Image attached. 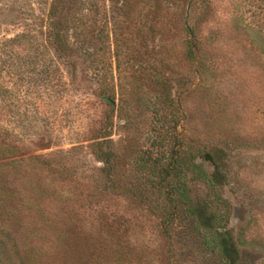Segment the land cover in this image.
Here are the masks:
<instances>
[{"label": "rangeland", "instance_id": "374dc122", "mask_svg": "<svg viewBox=\"0 0 264 264\" xmlns=\"http://www.w3.org/2000/svg\"><path fill=\"white\" fill-rule=\"evenodd\" d=\"M50 1L0 0V128L22 155L36 158L27 162V171L0 164L7 179L4 189L15 195L13 203L7 202L9 210L23 222L19 198L28 194L21 187L27 178L32 189L45 185L71 198L65 204L71 220L102 237V249L111 241L113 250L106 248L103 264H118L115 251L123 259L120 264H219L204 253L188 226H176L169 245L159 219L125 195L134 182L128 171L132 152L149 143V118L142 108L114 118L108 145L121 155L122 172L112 187L102 177L91 145L107 111L97 96L105 82L115 86L118 101L115 62L103 63L111 54L115 9L109 0H78L63 12L74 53L61 60L40 36ZM196 3L198 13L189 20L195 72L186 73L184 64L172 59L173 74L184 81L173 86L172 96L184 114L186 135L201 143L228 145L224 196L232 206L229 226L243 241L242 263L264 264L263 46L252 44L245 29L252 19L246 0ZM167 11L146 13L144 22L153 32L146 28L133 36L153 65L160 47L172 51L178 42L180 14ZM138 84L150 94L143 77ZM45 203L51 210L62 206L58 198ZM26 236L25 227L0 220V264H16ZM79 246L88 250L84 241ZM85 261L82 255L71 264H92Z\"/></svg>", "mask_w": 264, "mask_h": 264}, {"label": "trees", "instance_id": "16d2710c", "mask_svg": "<svg viewBox=\"0 0 264 264\" xmlns=\"http://www.w3.org/2000/svg\"><path fill=\"white\" fill-rule=\"evenodd\" d=\"M77 1L51 0L41 20V39L61 60L70 59L74 53L67 41L63 12ZM109 1L114 6L117 19L111 30V45H108L111 54L103 63L110 64L111 59L114 60L119 91L118 101L115 86L109 87L106 82L97 92L98 98L106 103L107 111L102 125L95 132L91 152L102 165V177L112 187L118 183L122 172L121 155L108 145L114 118L121 119L124 114L142 108L149 118V143L132 152L128 171L134 182L131 187L124 189L125 195L159 219V230L169 245L172 244L175 227L188 226L204 253L217 259L219 264H243L239 249L243 241L236 238L229 226L232 206L224 196L228 145L201 143L186 135L183 131L184 114L172 96L173 86L176 84L178 88L184 82L177 73L173 74L172 59L175 57L180 64H184L186 73L195 72L196 46L192 41L194 31L189 20L198 13L196 2L202 5L205 0H194V3L191 0ZM246 1L252 19L245 29L251 35L252 44H261L264 51V0ZM167 10L180 14L178 42L171 47L172 51L167 46L160 47L162 50L161 54L158 52L157 65H153L147 60L151 55L137 47L133 36H139L146 28L150 33L153 32L152 27L144 22L146 13L154 11L167 14ZM110 75L112 77V72ZM141 77L148 83L150 94H144L139 86L138 79ZM6 137L0 128V164L5 163L14 170H29L27 162L36 158L22 155L20 147L11 144ZM41 169L44 171V167ZM6 180L4 173H0V220L4 223L11 221L13 226L25 227L27 230L26 242L16 264H71L72 258L82 255L86 256L85 263H104L107 253L113 250L111 241L106 240L108 244L102 249V237L92 235L82 225L71 220L65 206L71 198L58 195L45 185L32 189L25 178L21 187L28 194L19 198L23 219L20 223L16 219V212L8 208L7 202L13 203L15 195L4 189ZM55 198L62 201V206L51 210L45 202ZM82 241L87 243V251L80 250L79 243ZM112 254L120 264L123 259L118 251Z\"/></svg>", "mask_w": 264, "mask_h": 264}]
</instances>
